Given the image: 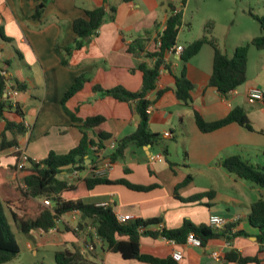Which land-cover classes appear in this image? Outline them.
<instances>
[{
	"label": "crops",
	"instance_id": "obj_1",
	"mask_svg": "<svg viewBox=\"0 0 264 264\" xmlns=\"http://www.w3.org/2000/svg\"><path fill=\"white\" fill-rule=\"evenodd\" d=\"M240 1L53 0L42 7L40 0H0V28L11 40H0V66L7 70V76L26 85V90L18 93L14 102L22 108L27 130L25 136L19 139V146L30 159L42 161L49 152L66 154L79 144L82 137L79 123L73 122L63 111L61 99L74 80L84 75L88 81L66 101L65 108L77 119L94 116L105 119L96 129L85 131L88 138L94 141L98 132L110 136L104 142L102 158L95 159V173L104 175L110 181L125 180L145 187L155 185L148 191H133L119 184L100 185L87 193L84 202L110 205L116 216H129L131 221L157 218L166 230L179 229L185 221L196 227H208L211 217L235 219L229 224L235 236L210 239L201 247L191 246L187 239L176 243L144 235L140 238L142 255L172 260L174 264H237L224 260L228 251L236 250L243 257H256L258 264H264V243L258 241V230L248 221L249 207L260 198L261 191L218 165L219 160L232 155H238L253 165H259L257 162L264 165V101L250 102L248 99L252 90L264 92V50L249 49L246 81L224 98L208 86L214 51L210 45H204L186 64L185 75L193 85L191 107L185 106L174 94L175 78L181 72L180 54L175 50L166 53L168 68H161L156 88L148 98L155 100L159 90L170 91L149 108L148 124L150 131L160 135L167 143L168 161L172 165L162 156L159 148L152 146H130L121 160L113 164L102 163L109 159L108 155L112 152L110 145L114 140L134 133L138 119L131 113L128 104L102 97L93 91L94 85L103 89L121 86L129 92L141 89L143 75L137 66L140 62L148 67L154 66L156 59L145 57V53L157 50L171 10L179 12L182 17L177 46L182 47L201 38L209 28L218 49L232 57L237 47L260 35V26L250 13L264 16L250 9L246 13L236 12V4ZM101 6L106 12L104 23L82 49L66 59L68 66H63L54 53L55 45H72L77 38L72 28L73 21L84 18L85 11ZM38 8L43 10L38 18H34ZM188 12L190 21L186 20ZM239 15L242 18H238ZM199 19L202 27L194 31L192 24ZM219 19L224 20V24H220ZM143 36H146L144 51L139 56L129 53V45ZM182 36L185 37L183 42ZM15 59L26 67L25 76H16L9 71ZM234 108L244 110L252 130L232 122L203 133L197 127L192 111H197L206 123H211L224 119ZM7 117L15 119L12 113H8ZM166 133L169 136H165ZM156 155L161 156V161L150 160ZM87 160L89 163L84 169L80 168L82 165L74 167L80 169L73 172L69 171L73 169L71 167L64 168L57 176L58 180L68 185H79L92 168H87L91 158ZM15 164L12 150L0 152V170L5 182V185L0 183L1 197H20L15 181L23 172L15 170ZM188 176L191 181L175 192ZM191 198L197 199L187 202ZM38 205H43V200H33L32 210ZM14 211L21 216L20 212ZM78 221L79 213L70 212L60 219L55 229L49 231L57 235L55 252H73L76 248L85 264H148L126 260L108 251L99 242L95 253H90L84 246L86 233L73 234ZM150 229L156 228L153 226ZM32 234L40 236L46 233L35 230ZM176 251L183 254L179 262L172 257Z\"/></svg>",
	"mask_w": 264,
	"mask_h": 264
},
{
	"label": "trees",
	"instance_id": "obj_2",
	"mask_svg": "<svg viewBox=\"0 0 264 264\" xmlns=\"http://www.w3.org/2000/svg\"><path fill=\"white\" fill-rule=\"evenodd\" d=\"M53 0H40V5L45 7ZM128 1V0H124ZM43 8L37 9L34 18H38ZM106 12L105 7L101 6L89 11H85V17L73 21L72 28L77 38L74 43L67 47L55 45L54 53L60 58L63 66H68L66 59L71 57L75 51L82 49L89 38L94 36L104 23ZM260 26V35L253 38L249 43L237 47L232 57L222 53L210 36V29L206 28L205 34L192 42L182 46L180 52L181 72L175 78L174 94L176 98L185 106L191 107L192 99L190 92L193 89L192 83L186 78L185 69L188 61L194 57L204 45H210L213 48L212 73L208 80V86L214 88L222 97L227 98L229 94L246 81L247 55L251 47L257 50H264V16L258 17L250 13ZM182 26V17L179 12L174 13L171 10L165 29L159 38V46L155 52L145 53L147 58H155L153 67H148L145 63L140 62L137 69L142 73L143 80L141 89L138 92H129L121 86L111 89H103L98 85L93 86V91L102 97H110L118 102L126 103L130 106L131 113L134 114L138 123L133 134L114 140V149L108 155L111 164L121 160L126 148L132 146L142 148L145 146L157 147L160 149L162 156L168 161L169 152L167 143H164L160 135L154 134L149 129V108L169 89L159 90L156 93V99L148 98L149 93L155 90L161 68H168L165 62V55L171 49L177 46L176 38ZM0 40L4 42L11 41L5 37L0 28ZM146 36L136 39L128 47V52L134 56H139L144 51ZM17 55H20L16 51ZM7 70L0 68V152L12 150L17 161L20 154L19 139L26 134V127L23 123L22 108L15 102L11 104L9 97H3L6 85L11 82V89L23 93L26 85L6 75ZM88 81L84 75L78 76L74 83L61 99L63 111L70 116L73 122L79 123V130L82 133L79 144L66 154L58 155L49 152L47 157L39 162H33L18 171L23 172L20 178L15 181L16 191L20 197H9L0 195V264H5L17 257L20 252L19 245L16 241L15 234L12 231V225L17 232L24 237L31 236L35 230H41L48 233L55 229L60 219L70 212L79 213V221L74 235L80 232L86 233L84 246L90 253L94 252L97 243H101L110 252L121 255L126 260H137L148 264H174L172 260H159L140 253V238L144 235L150 237H162L176 243H183L189 234L199 239L201 245L214 238H227L229 235L235 236L231 232V226L227 225L222 230H215L208 226L196 227L190 222L185 221L181 228L176 230L150 229L160 224L157 218L149 220H133L123 223L118 222L116 215L110 205L98 206L88 204L83 201L89 191L100 185L119 184L124 185L133 191H148L154 186H139L128 183L125 180L110 181L104 175L95 173L96 168L93 166L96 162L97 154L104 150V142L110 136L107 133L98 132L95 134L97 140L89 139L87 130H93L104 123L102 116L88 117L86 119H77L71 115L65 108V103ZM193 117L199 130L208 133L219 129L229 123L236 122L247 130H252L250 121L246 113L241 108H234L227 117L222 120L206 123L199 113L193 110ZM12 113L15 119L7 117ZM94 148H96L94 150ZM95 156H94V155ZM87 168H91L89 175L86 176L79 185H68L64 181L58 180L57 176L64 168L81 166L87 159H90ZM170 165L171 162L168 161ZM218 165L229 174L236 178L248 182L260 189V198L255 200L249 207L248 221L249 224L258 230V239L261 244L264 243V165H253L243 160L238 155L225 157L218 161ZM16 166V164H15ZM16 170V167L14 168ZM191 181L188 176L182 184L175 189L184 187ZM0 183L5 185L0 170ZM1 187V186H0ZM48 200L50 207L38 205L32 210L31 203L33 200ZM197 198H191L187 202H194ZM14 209L21 213L19 216ZM6 211L8 216L6 215ZM12 225H11V223ZM54 260L57 264H85L78 249L57 251L54 254ZM224 260L229 263L249 264L259 263L256 257H243L238 251L230 250L224 255Z\"/></svg>",
	"mask_w": 264,
	"mask_h": 264
},
{
	"label": "rangeland",
	"instance_id": "obj_3",
	"mask_svg": "<svg viewBox=\"0 0 264 264\" xmlns=\"http://www.w3.org/2000/svg\"><path fill=\"white\" fill-rule=\"evenodd\" d=\"M264 0H241L236 5V12L244 11L247 12L248 9L257 15H264ZM217 10V9H215ZM240 13V14H241ZM241 15L238 16L240 18ZM242 18V17H241ZM186 20L190 21V12L187 13ZM242 20V19H240ZM220 24H224V20L219 19ZM201 19L199 21L193 22L194 31H198V28L201 26ZM202 27V26H201ZM185 40V37L182 36L181 42ZM9 71L16 76L26 75L27 70L22 62H19L18 59H15ZM14 102V100H13ZM259 165H263L262 162H257ZM13 228V227H12ZM63 231V228H60ZM16 241L19 245L20 252L15 259L5 264H57L54 260V254L57 250V241L56 233L49 232L42 235L32 234L29 237H24L19 234L15 228H13ZM38 233V232H37Z\"/></svg>",
	"mask_w": 264,
	"mask_h": 264
},
{
	"label": "built area",
	"instance_id": "obj_4",
	"mask_svg": "<svg viewBox=\"0 0 264 264\" xmlns=\"http://www.w3.org/2000/svg\"><path fill=\"white\" fill-rule=\"evenodd\" d=\"M175 13V12H174ZM159 46V43H158ZM175 50L176 53L180 54V52L182 51V47L180 46H176L173 49H171L170 51ZM18 91L11 89V84L10 82L7 83L5 91L3 93V97H9L11 104H14L15 102H13V100H15V98L18 95ZM248 99L250 102H256V101H264V92L259 91V90H252L248 96ZM165 136H169V133H166ZM96 148H94L95 150ZM110 149L113 150L114 149V143H112L110 145ZM21 150V149H20ZM97 154V160H100L102 158L103 155V150ZM151 161L153 160H157V161H161V156L160 155H156L152 158H150ZM36 161L30 159L26 153L21 150L20 154L18 156V159L16 161V169L18 171L22 170L25 168V166H27L30 163H33ZM100 175V174H98ZM43 205L46 207L50 206V202L48 200H43ZM116 219L118 220V222L123 223L126 221H129L130 218L129 216H116ZM235 221V219L233 220H228V219H224V218H220V217H211L209 220V226L212 227L215 230H222L224 229L227 225H229L231 222ZM155 230H160L162 228L161 224H158L157 226H155ZM187 242L194 247H201V242L199 239L195 238L192 234H189L187 237ZM89 250H92V247H89ZM173 260L176 262H179L183 259V254L180 251H176L172 254Z\"/></svg>",
	"mask_w": 264,
	"mask_h": 264
},
{
	"label": "water",
	"instance_id": "obj_5",
	"mask_svg": "<svg viewBox=\"0 0 264 264\" xmlns=\"http://www.w3.org/2000/svg\"><path fill=\"white\" fill-rule=\"evenodd\" d=\"M0 68L4 69L2 66H0ZM109 163L110 160L107 159L106 161L102 162V163ZM89 163V160H87V162L84 163V165H82L80 168L81 169H84V167ZM80 168H73V169H70L69 171L73 172V171H76V170H79ZM260 242V240H258Z\"/></svg>",
	"mask_w": 264,
	"mask_h": 264
}]
</instances>
